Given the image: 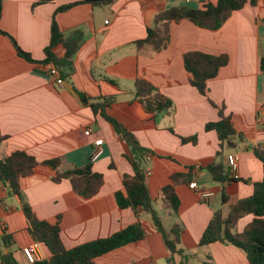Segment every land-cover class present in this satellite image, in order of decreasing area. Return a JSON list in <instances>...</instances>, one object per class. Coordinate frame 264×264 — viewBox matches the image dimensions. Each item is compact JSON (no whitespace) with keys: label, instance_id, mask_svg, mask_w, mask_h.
Returning <instances> with one entry per match:
<instances>
[{"label":"crops","instance_id":"obj_1","mask_svg":"<svg viewBox=\"0 0 264 264\" xmlns=\"http://www.w3.org/2000/svg\"><path fill=\"white\" fill-rule=\"evenodd\" d=\"M251 1V0H248ZM246 4L215 30L202 29L187 20L170 25V42L159 52L150 47L137 49L134 43L144 39L146 29L156 14L171 6L190 5L185 0H113L108 7H94L84 0H1L0 30V161L15 151H23L38 163L59 159L56 171L63 173L90 161L94 142L101 139L102 156L92 163V170L103 176L98 194L84 200L76 195L68 180L53 183L55 171L39 165L33 174L20 180V190L34 215L42 221L58 224L65 249L107 238L129 225L142 224L145 237L94 259V264H167V251L149 215L139 218L130 209L121 210L115 193L123 192L122 177L132 169L124 158L127 146L112 126L94 115L81 100L111 101L106 114L132 133L139 144L154 155L146 163V186L156 205L160 190L170 185L172 175H186L191 182L212 193L200 201L188 184L174 186L179 201L177 216L162 213L169 226L179 223L183 232L180 246L193 257L189 264H203L209 255L213 264H249L246 254L219 242L199 248L198 242L212 215L219 209L252 195V183L262 179V165L251 149L264 144V126L257 122L264 114V76L259 61L264 53V0ZM217 0H197L193 6L215 4ZM77 3L58 12L59 7ZM58 29L68 34L80 29L84 41L73 57L74 72L62 79V86L49 74L50 67L20 58L11 39L35 62L44 60V49L51 35L52 18ZM54 54L61 58L64 49ZM198 52L227 56V64L214 79L206 82V96L190 86L191 75L185 70L183 56ZM145 79L169 99V110L148 114L135 99L134 82ZM215 105V107L213 105ZM230 117L243 144L216 157L219 141L216 132L205 126L219 120L218 108ZM90 130V136L84 131ZM196 138L182 143V138ZM238 158L235 177L251 183H214L205 167ZM222 191L228 203L222 205ZM155 209V208H154ZM156 211V210H155ZM162 225V216L156 211ZM253 216L241 218L236 231L242 232ZM13 239L11 249L25 262L21 248L36 245L37 260L48 259L46 247L32 240L21 210V200L0 186V235ZM1 264V263H0Z\"/></svg>","mask_w":264,"mask_h":264},{"label":"trees","instance_id":"obj_2","mask_svg":"<svg viewBox=\"0 0 264 264\" xmlns=\"http://www.w3.org/2000/svg\"><path fill=\"white\" fill-rule=\"evenodd\" d=\"M53 0H39V3L51 2ZM94 7H108L113 0H84ZM256 5L255 0H217L215 4L207 3L197 8L190 5L171 6L156 14L152 25L146 29L144 39L136 41L137 49L150 47L153 51L159 52L168 47L170 42L169 31L172 23L187 20L195 26L215 31L231 16L233 12L241 10L246 4ZM77 3L59 7L55 14L65 11ZM1 13V0H0ZM1 35H5L0 30ZM17 55L29 63L47 65L57 72L58 78L68 79L74 72L73 57L84 41V34L80 29H74L70 33H63L52 18L51 35L48 46L44 49L45 58L41 62H35L23 52L11 39ZM57 46L64 49L61 58L57 57L53 50ZM227 56H211L198 52L184 54L183 63L185 70L191 75L190 86L194 87L199 94L206 96V82L214 79L218 71L226 66ZM260 73L264 76V53L259 61ZM135 99L141 104L144 110L150 115H156L171 108L169 99L161 95L145 79L137 77L134 82ZM84 104H88L94 115H99L109 123L114 132L125 142L127 153L124 158L129 163L132 173L122 177L123 192L115 193V201L119 209H130L134 216L139 218L141 213L149 215L153 229L158 232L167 251V264H189L193 255L183 249L180 244V235L183 232L182 226L174 222L170 229H165L160 217L154 209L148 188L146 186V163L154 153L142 147L136 137L120 124L106 114V107L111 101L101 103L90 102V99L80 96ZM213 105V104H212ZM215 107V105H213ZM219 120L209 123L205 130L216 132L219 141V151L216 157H220L224 151H233L237 144H243L241 134H238L231 123V119L225 116L223 108H218ZM3 138L0 137V141ZM182 143H195L196 138H182ZM253 155L262 165V179L252 183V195L238 200L236 203L227 206L226 213L222 209L213 213L208 225L202 233L198 247H206L209 244L219 242L223 245L232 246L242 250L247 257L249 264H264V144L251 149ZM60 164L59 159H52L38 163L32 156L23 151H15L0 161V186L7 188L11 195H17L21 200V210L28 224V233L32 240L42 244L48 250V259L36 260L32 264H94V259L101 257L113 250L131 243L141 241L146 232L139 220L125 229L113 235L97 239L91 242L76 246L70 250L64 248L58 224H51L39 220L33 213L31 207L25 201L20 190V180L33 174L39 165L49 167L55 171L51 178L53 183L68 180L72 191L84 200L94 198L103 185V176L92 170V163L88 162L82 167H76L70 171L60 173L56 171ZM211 180L221 186L231 182H244L232 175L226 164L221 159L214 161L205 167ZM192 168L186 175H172L170 185L160 190V198L164 210H170L172 215L177 216L179 201L174 192V186L178 184H189ZM228 199L222 191V205L225 206ZM252 215V221L240 233L236 231L238 221ZM13 239L3 232L0 235V263L1 264H27L20 262L11 247ZM203 264H213L208 255Z\"/></svg>","mask_w":264,"mask_h":264},{"label":"built area","instance_id":"obj_3","mask_svg":"<svg viewBox=\"0 0 264 264\" xmlns=\"http://www.w3.org/2000/svg\"><path fill=\"white\" fill-rule=\"evenodd\" d=\"M185 1L188 3H193V2H196L197 0H185ZM49 74L55 78V83L58 86H62V80L60 78H58L57 72L54 69H51L49 71ZM257 122L259 125L264 126V114L258 116ZM90 134L91 133H90L89 129L84 131L85 136H90ZM102 143H103V141L101 139L96 140L94 142V149H93L91 157H90L91 162L96 161L97 159H99L102 156V154H103ZM225 161H226V164L229 168L230 173L232 175H234L238 169V158L233 154H229L226 156ZM188 188L191 191L195 192V194L197 195L199 200L202 202L207 201L212 196V193L209 190H207L204 187L198 186V184L196 182H191L190 184H188ZM35 252H36V245L35 244L21 248V254L24 257L25 262L27 264H32V263H34V261L37 260V258L35 256Z\"/></svg>","mask_w":264,"mask_h":264},{"label":"rangeland","instance_id":"obj_4","mask_svg":"<svg viewBox=\"0 0 264 264\" xmlns=\"http://www.w3.org/2000/svg\"><path fill=\"white\" fill-rule=\"evenodd\" d=\"M190 6H193V4L191 3ZM161 207H162V201H161V200H158V201L156 202V205L154 206V208H155L156 211H158V213L160 214V216H162V218H163V222H164L165 227H166V229H167L168 226H169V220H168V218L162 213V209H161Z\"/></svg>","mask_w":264,"mask_h":264}]
</instances>
